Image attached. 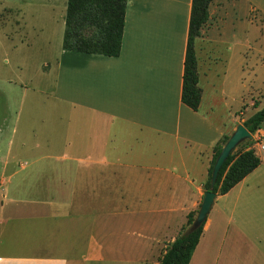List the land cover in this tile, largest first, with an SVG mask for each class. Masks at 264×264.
<instances>
[{
    "label": "crops",
    "instance_id": "1",
    "mask_svg": "<svg viewBox=\"0 0 264 264\" xmlns=\"http://www.w3.org/2000/svg\"><path fill=\"white\" fill-rule=\"evenodd\" d=\"M54 2L66 11L67 0ZM191 4L126 0L118 56L61 44L55 90L36 130L42 150L31 149L44 154L43 164L32 161L35 174L13 167L9 193L0 196V264H159L187 214L196 215L214 147L254 113L241 118L238 110L264 51L257 39L244 45L242 29L251 11L264 17V0L209 3L193 41L197 110L181 101ZM18 117L17 134L28 127L19 128ZM257 136L264 141V123L252 133L258 155ZM261 153L254 170L216 193L188 264H238L239 251L251 264L264 227ZM38 177L45 179L35 189ZM151 215L154 225L132 226V218Z\"/></svg>",
    "mask_w": 264,
    "mask_h": 264
},
{
    "label": "rangeland",
    "instance_id": "2",
    "mask_svg": "<svg viewBox=\"0 0 264 264\" xmlns=\"http://www.w3.org/2000/svg\"><path fill=\"white\" fill-rule=\"evenodd\" d=\"M64 15L65 7L54 0H0V196L9 193L6 182L13 167L18 168L17 165L21 164L26 167L22 170L24 173L35 174L38 172L32 169L35 165L32 161L38 158L40 161L36 163L43 164L40 157L44 154H36L31 149L40 147L41 151L43 146V136L36 130L44 123L49 109L46 100L52 97L55 90L52 68L62 49ZM245 18L242 29L244 45L247 40L257 39L260 51H264V17L253 10ZM245 56L250 63V54L245 55L244 52ZM47 65L50 68H46ZM249 84L253 89H249L246 95L247 87L244 88V97L248 98H244L238 110L241 118H247L264 104V54L261 52L258 71ZM257 89L258 92L255 91ZM17 117L19 128L28 125L21 131L23 135L12 131ZM261 140L263 136L256 137L258 143ZM257 147L258 155L262 156L259 145ZM5 162H8L6 170L3 168ZM38 179L40 181L35 182V189L41 188L45 178ZM146 205L153 206L154 202ZM146 219L148 225H154L156 220L152 219V215L140 219L135 217L131 219L132 226L135 222L142 224ZM259 233L258 240L253 239L258 248L252 255L251 264H264V227ZM244 255V251L238 252V264H246Z\"/></svg>",
    "mask_w": 264,
    "mask_h": 264
},
{
    "label": "trees",
    "instance_id": "3",
    "mask_svg": "<svg viewBox=\"0 0 264 264\" xmlns=\"http://www.w3.org/2000/svg\"><path fill=\"white\" fill-rule=\"evenodd\" d=\"M211 0H192L188 41L182 75L181 101L193 110L200 103L201 91L198 86L196 55L193 41L200 34L201 27L208 19V6ZM126 0H67L62 48L64 50L88 54L118 56L122 46L125 22ZM264 123V105L243 121L250 133H254ZM224 136L213 149L212 159L207 172L204 188L209 189L211 172ZM247 142V143H245ZM253 138L239 146L249 148L235 149L221 166L213 191L218 194L228 192L248 173L260 164V157L252 145ZM194 212L187 214V221L178 236L167 245L159 258V264H188L192 252L202 233L203 224L188 234H183L195 217Z\"/></svg>",
    "mask_w": 264,
    "mask_h": 264
},
{
    "label": "water",
    "instance_id": "4",
    "mask_svg": "<svg viewBox=\"0 0 264 264\" xmlns=\"http://www.w3.org/2000/svg\"><path fill=\"white\" fill-rule=\"evenodd\" d=\"M251 138L252 133H250L242 123H238L226 141L222 144L220 152L213 164L209 189L203 191L196 215L192 223L184 230L183 234L192 232L205 222L216 198V192L213 191V187L221 166L239 144Z\"/></svg>",
    "mask_w": 264,
    "mask_h": 264
},
{
    "label": "built area",
    "instance_id": "5",
    "mask_svg": "<svg viewBox=\"0 0 264 264\" xmlns=\"http://www.w3.org/2000/svg\"><path fill=\"white\" fill-rule=\"evenodd\" d=\"M258 145H259L260 150L264 149V141L263 140H261V143H258Z\"/></svg>",
    "mask_w": 264,
    "mask_h": 264
}]
</instances>
